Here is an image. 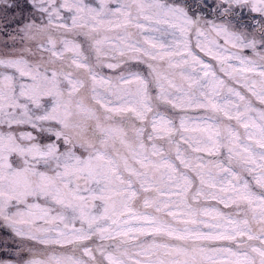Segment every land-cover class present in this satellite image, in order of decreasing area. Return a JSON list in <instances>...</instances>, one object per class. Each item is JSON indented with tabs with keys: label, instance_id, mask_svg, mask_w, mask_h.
<instances>
[{
	"label": "snow or ice",
	"instance_id": "1",
	"mask_svg": "<svg viewBox=\"0 0 264 264\" xmlns=\"http://www.w3.org/2000/svg\"><path fill=\"white\" fill-rule=\"evenodd\" d=\"M0 229V264H264V0H0Z\"/></svg>",
	"mask_w": 264,
	"mask_h": 264
},
{
	"label": "rangeland",
	"instance_id": "2",
	"mask_svg": "<svg viewBox=\"0 0 264 264\" xmlns=\"http://www.w3.org/2000/svg\"><path fill=\"white\" fill-rule=\"evenodd\" d=\"M78 39L82 40L83 38L80 37ZM85 48L87 49V44H85ZM101 73L103 75H106V76L115 75V73H113L111 70H108V69H102ZM137 203H139V201ZM12 239L13 238L11 236V233L7 229H0V240H7L8 243L10 245H12V248L14 249L17 245L16 244H12ZM29 246H31V242H25L24 247H29ZM35 251L37 252V254H40V252H41L40 246H36ZM57 251H61V250L57 249Z\"/></svg>",
	"mask_w": 264,
	"mask_h": 264
}]
</instances>
